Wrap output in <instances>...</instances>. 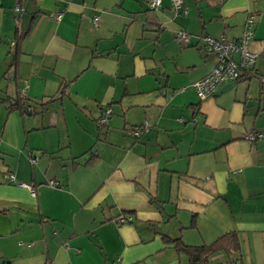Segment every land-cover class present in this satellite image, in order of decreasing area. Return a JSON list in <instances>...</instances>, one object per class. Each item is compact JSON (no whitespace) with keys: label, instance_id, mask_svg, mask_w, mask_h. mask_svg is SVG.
<instances>
[{"label":"crops","instance_id":"crops-1","mask_svg":"<svg viewBox=\"0 0 264 264\" xmlns=\"http://www.w3.org/2000/svg\"><path fill=\"white\" fill-rule=\"evenodd\" d=\"M149 1L0 0V264H191L165 239L230 233L209 264H264V0ZM248 18L254 70L199 101L200 38L237 41Z\"/></svg>","mask_w":264,"mask_h":264},{"label":"built area","instance_id":"built-area-1","mask_svg":"<svg viewBox=\"0 0 264 264\" xmlns=\"http://www.w3.org/2000/svg\"><path fill=\"white\" fill-rule=\"evenodd\" d=\"M16 4L13 7L15 15L21 16L25 12V3L27 0H15ZM63 4H67L69 0H57ZM170 7L173 12H180L182 15L187 14V9L183 5V0H170ZM162 6V0H150L148 2V8L150 10L159 9ZM62 13H57L55 16L56 20L62 18ZM96 18L94 23H96ZM254 27L255 24L251 18H248L244 24L243 32L237 41H232L220 35L217 38L210 36H202L200 38L204 51L215 57V67L213 71L206 77L191 85L192 90L196 94L199 101H204L206 98L216 94L219 86L226 83L237 82L243 74L250 73L254 70L257 56L249 51V44L254 38ZM190 36L185 31H177L175 33V39L181 44L186 45L189 41ZM238 55L237 59H234L233 55ZM264 83V79L262 80ZM111 115L110 109H105L103 117L99 120L101 125H104L107 118ZM148 124L132 128L126 131V134L133 139H137L142 133L148 130ZM262 137L261 134L247 133L245 139L253 143ZM37 161L36 158H31L30 163L34 164ZM7 183H13L19 187L26 189L31 195H34L33 186L25 183L17 184L15 177L12 174L5 176ZM49 186H57L56 182H49ZM130 221L128 219H121L120 222Z\"/></svg>","mask_w":264,"mask_h":264},{"label":"trees","instance_id":"trees-1","mask_svg":"<svg viewBox=\"0 0 264 264\" xmlns=\"http://www.w3.org/2000/svg\"><path fill=\"white\" fill-rule=\"evenodd\" d=\"M21 37H22L21 35L16 36V44L19 42ZM13 107L21 111L24 109V106L20 101H16L13 104ZM165 241L167 243L173 244L174 248H176L178 251H182L186 253L191 259V264L206 263L207 258L218 251H223L227 256H229L232 252L237 251L239 248L238 240L234 233H230L220 237L210 246L188 247L183 245V243L179 238L178 239L167 238L165 239ZM195 255L199 256L196 263L192 261V258Z\"/></svg>","mask_w":264,"mask_h":264},{"label":"water","instance_id":"water-1","mask_svg":"<svg viewBox=\"0 0 264 264\" xmlns=\"http://www.w3.org/2000/svg\"><path fill=\"white\" fill-rule=\"evenodd\" d=\"M228 87H229V85H227L226 87H223L222 90H223L224 88H228ZM97 151H98V149H97L96 147H94L93 149H91V150L89 151V153H87V155H86L85 157L82 158V160H83V161H86V160H88L90 157H92V156H96ZM198 257H199L198 255H195L194 258H192V261H193L194 263H196L197 260H198ZM197 264H209V262H206V263H197Z\"/></svg>","mask_w":264,"mask_h":264}]
</instances>
